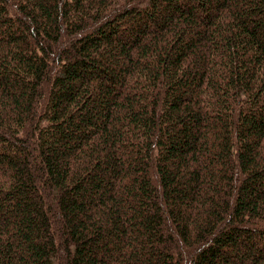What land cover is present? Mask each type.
I'll use <instances>...</instances> for the list:
<instances>
[{
  "label": "trees",
  "instance_id": "1",
  "mask_svg": "<svg viewBox=\"0 0 264 264\" xmlns=\"http://www.w3.org/2000/svg\"><path fill=\"white\" fill-rule=\"evenodd\" d=\"M0 264H264V0H0Z\"/></svg>",
  "mask_w": 264,
  "mask_h": 264
}]
</instances>
